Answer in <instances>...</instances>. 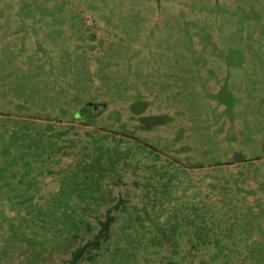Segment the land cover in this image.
<instances>
[{"label": "rangeland", "instance_id": "1", "mask_svg": "<svg viewBox=\"0 0 264 264\" xmlns=\"http://www.w3.org/2000/svg\"><path fill=\"white\" fill-rule=\"evenodd\" d=\"M71 261L264 264V0H0V264Z\"/></svg>", "mask_w": 264, "mask_h": 264}, {"label": "flooded vegetation", "instance_id": "2", "mask_svg": "<svg viewBox=\"0 0 264 264\" xmlns=\"http://www.w3.org/2000/svg\"><path fill=\"white\" fill-rule=\"evenodd\" d=\"M141 109H144V106ZM104 110H105V106H103L101 103H95V104L85 108L84 116L87 118L92 117V115H97V114L103 113ZM146 118H148V117L140 116V119H142V120L146 119Z\"/></svg>", "mask_w": 264, "mask_h": 264}, {"label": "trees", "instance_id": "3", "mask_svg": "<svg viewBox=\"0 0 264 264\" xmlns=\"http://www.w3.org/2000/svg\"><path fill=\"white\" fill-rule=\"evenodd\" d=\"M104 229L105 230H108L109 229V224L108 223H105L104 224ZM69 264H76V261H71Z\"/></svg>", "mask_w": 264, "mask_h": 264}, {"label": "water", "instance_id": "4", "mask_svg": "<svg viewBox=\"0 0 264 264\" xmlns=\"http://www.w3.org/2000/svg\"><path fill=\"white\" fill-rule=\"evenodd\" d=\"M56 184H57V183L51 182V183L49 184V186H48V189H49V190L54 189L55 186H56Z\"/></svg>", "mask_w": 264, "mask_h": 264}]
</instances>
